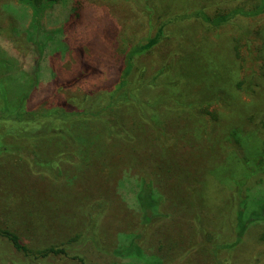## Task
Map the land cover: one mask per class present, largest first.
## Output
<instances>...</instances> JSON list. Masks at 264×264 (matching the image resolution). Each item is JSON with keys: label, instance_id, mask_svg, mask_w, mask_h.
<instances>
[{"label": "rangeland", "instance_id": "obj_1", "mask_svg": "<svg viewBox=\"0 0 264 264\" xmlns=\"http://www.w3.org/2000/svg\"><path fill=\"white\" fill-rule=\"evenodd\" d=\"M246 1L249 0H59L53 7L45 10L41 19V26L47 32L46 37L51 38L42 53L41 50L33 52L27 45L13 43L10 36L0 33V55L9 61L8 66L0 68V74L24 75L30 82L28 83L35 86L28 100L30 110L59 105L65 111L73 113L70 110L76 107L84 94L112 89L120 80L126 56L134 47L143 45L148 37L156 35L160 29L164 32L161 41L151 50L145 49L134 55V71L144 65L147 74L153 76L163 70L169 54L171 58L168 65L180 72L185 65L193 66L191 62L204 66L208 62L213 63V58H216L230 68L233 65L232 59L234 60L233 72L226 70L225 65L223 72L219 71L222 74L217 73L212 79L204 78L198 85L181 82L179 91L186 92L184 94L187 97L182 93H172L170 96L186 106L187 99L194 100L193 96L213 98V89L218 88L224 95L227 94L226 103L215 99L204 101L198 107L207 114L210 124L196 142L180 140L177 130L196 126L190 113L181 110L176 114L177 111H170L165 118L162 116L164 113H161L159 124L167 123L171 136L165 145L162 143V146H156L159 150L158 156L148 160L142 169L133 165H114L112 170L105 168L102 177L100 176L99 181L104 184V187L100 186L101 192L107 196L112 191L118 192L129 208L130 215L137 212L136 194L142 182V172L152 175L153 189L157 194L166 197L165 206L169 218L157 222L142 245L148 257H160L165 262L175 264H205L203 253L193 251L188 257L184 252L191 245L189 241L192 239L193 230L190 216L186 212L188 205H185V200L193 193L187 184L191 182L196 187L200 185L198 188L209 196L206 205L209 210L216 212V206H223L227 198L215 183L212 184L214 175L209 170L214 167L210 169L209 163L213 165L218 158L219 144L228 136L226 131L234 129L239 135L255 133L256 137L264 139L261 126L264 115V81L256 78L262 86L259 85L254 96L235 93L237 104L233 108L232 99L228 95L232 93L234 96V82L230 78L241 79L244 76V70L238 68L240 62L232 51L231 37L238 29L252 32L264 28V15L255 18L238 17L219 28L211 27L193 17L181 19L197 9L214 14L224 13ZM12 21L21 30H33L32 8L22 0H0V22L7 26ZM43 38L36 40L44 45ZM245 66L249 67L250 64ZM198 72L201 74L200 70ZM232 74H235L234 77ZM73 99L74 101L68 103V100ZM80 122L77 119L70 123L73 130L79 128ZM11 128L12 125L7 123L0 126V136L5 137V142L11 144L8 145L10 147L18 141L13 135L21 136L20 132L14 131L8 134ZM256 141L253 139L250 144ZM86 142L87 138L79 134L78 146L71 147L70 151L76 152L83 159L86 156L82 154ZM46 147L50 146H44L45 149ZM229 148L227 146L228 150ZM104 166L105 162L101 167ZM175 168L178 169L177 175H171ZM74 176L66 175L61 185L71 186L77 181ZM251 183L252 195L257 197L255 201H264V174L257 175ZM54 188L57 185L49 186L40 175L31 171V166L22 153L13 151L12 154L0 158V228L15 231L25 244L37 248L60 245L64 237L76 235L70 229L74 223L71 208L57 197H52L55 194ZM9 200L15 204L9 205ZM255 206L254 204V209ZM39 210L48 215V219H45L47 229L38 228L37 234H33L30 229V215L31 212ZM115 219H108L111 223L107 224V232L110 241L117 244L122 236L135 228L136 223L133 220L130 222L131 217H125V213L124 221ZM61 220H65V223ZM262 238L264 222L250 226L238 250L241 258L237 261L240 264L247 263L245 257H252L253 260L257 256L261 259L260 264H264ZM193 239L194 242L195 237ZM75 248L77 251L74 253L83 257L85 263L60 255L37 261V264L120 262L94 250L90 244H76ZM0 253L23 259L20 256L22 254L17 253L4 239H0ZM74 253L70 252L71 255ZM232 260L231 258V262Z\"/></svg>", "mask_w": 264, "mask_h": 264}, {"label": "trees", "instance_id": "obj_2", "mask_svg": "<svg viewBox=\"0 0 264 264\" xmlns=\"http://www.w3.org/2000/svg\"><path fill=\"white\" fill-rule=\"evenodd\" d=\"M22 1L33 10V30H21L14 21L7 26L0 22V33L10 36L13 43L27 45L33 52L41 50L42 53L51 38L46 37L47 32L41 26V19L45 10L53 7L59 0ZM261 15H264V0H249L224 13L214 14L197 9L181 19L193 17L211 27L219 28L238 17L255 18ZM39 37L43 38L44 45L36 40ZM163 37V29H160L156 35L148 37L143 45L134 47L124 60L118 84L110 90L84 94L77 101L76 107L70 110L73 113L65 111L59 105L30 110L28 100L35 86L29 84L24 75L0 74V126L4 123L10 124L12 128L8 130V134L12 131L21 133V136L13 135L18 141L15 142L16 146L11 147L8 146L11 144L5 142V137L0 136V158L12 154L13 151L20 152L29 162L34 174L40 175L49 186L57 185L52 197H57L69 205L74 221L70 229L76 233L69 238L64 237L60 245L37 248L25 244L15 231L0 228V239L9 242L23 257L20 259L0 253V264H37V261L60 255L85 263L83 257L74 253L77 251L76 244H90L94 250L120 260L114 264H175L165 262L160 257H148L143 250V242L155 224L169 218L165 206L166 197L157 194L153 189L152 175L148 172L141 173L142 182L136 194L138 208L132 215L118 192L112 191L108 196L101 192L100 186L104 187V184L99 181L105 168L112 170L114 165L118 167L124 164L142 169L148 160L158 156L159 150L156 146L165 145L171 136L168 124H159L161 113H164L163 118L170 111H177L176 114L181 110L190 113L196 126L176 129L179 131L180 140L196 142L210 124L207 114L198 107L204 101L215 99L228 102L227 94L224 95L218 88L213 89V98L207 99L203 94L199 98L193 96L194 100L187 99L186 106L170 98L172 93H182L187 97L184 94L186 92L179 91L181 82L197 84L204 81V78L212 79L215 74L223 72L226 64L216 58H213V63L208 62L204 66L191 62L193 66L185 65L180 72L168 65L171 58L169 54L163 70L153 76L147 74L144 65L134 71V55L145 49L151 50ZM231 39L232 51L240 62L238 68L244 70L241 79L235 78V74H232L234 79L230 78L234 82V96L232 93L228 95L232 99L233 108L237 104L235 93L254 96L259 85L262 86L256 78L264 81V28L252 32L238 29ZM232 64L230 68L226 65V70L233 72V59ZM245 64H250L251 67H246ZM8 65L9 61L0 55V68ZM198 70L201 74H198ZM72 101L74 99L68 100V103ZM77 119L81 122L75 131L70 123ZM261 126L264 131V115ZM226 133L228 136L219 144L218 158L213 165L209 163L210 169L214 168L209 171L214 175L212 184L215 183L220 188L227 202L223 206H216V212L209 210L206 205L208 194L199 189L200 185L198 188L194 183L187 184L193 193L185 200L193 230L192 239L189 241L191 245L184 252L188 257L193 251L203 253L205 264H240L238 250L250 226L264 222V201H255L257 197L252 195L251 183L257 175L264 174V139H259L255 133L239 135L234 129L227 130ZM79 134L87 138L82 153L86 156L83 159L76 152L70 151L71 147L78 146ZM253 139L257 141L251 145L250 141ZM44 146L50 147L45 149ZM104 162L106 166L102 168ZM177 172L178 169L175 168L171 175H177ZM66 175H75L74 179L77 181L71 186L61 185ZM8 202L9 205L15 204L10 203V200ZM251 203L256 205L255 209ZM45 213L41 210L31 212L29 222L33 234H37L40 229H47L45 219H48V215ZM124 213L125 217H131L130 222L135 221L136 226L115 244L108 237L107 224L111 223L108 219L113 217L121 221ZM61 221L65 223V220ZM244 259L246 264H260L261 260L259 256L253 260L252 257Z\"/></svg>", "mask_w": 264, "mask_h": 264}]
</instances>
